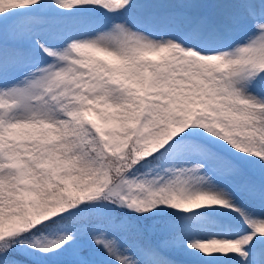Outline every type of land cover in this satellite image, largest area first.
<instances>
[{
  "label": "snow or ice",
  "instance_id": "6c2138e0",
  "mask_svg": "<svg viewBox=\"0 0 264 264\" xmlns=\"http://www.w3.org/2000/svg\"><path fill=\"white\" fill-rule=\"evenodd\" d=\"M0 264H264V0H0Z\"/></svg>",
  "mask_w": 264,
  "mask_h": 264
}]
</instances>
